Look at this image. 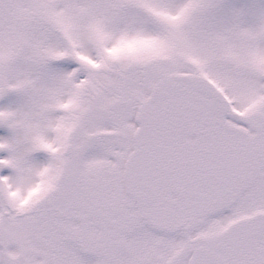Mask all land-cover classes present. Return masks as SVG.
<instances>
[{"label": "snow or ice", "instance_id": "obj_1", "mask_svg": "<svg viewBox=\"0 0 264 264\" xmlns=\"http://www.w3.org/2000/svg\"><path fill=\"white\" fill-rule=\"evenodd\" d=\"M0 264H264V0H0Z\"/></svg>", "mask_w": 264, "mask_h": 264}]
</instances>
